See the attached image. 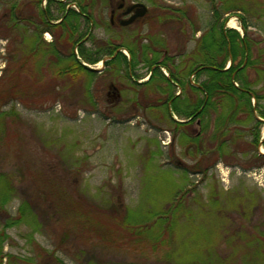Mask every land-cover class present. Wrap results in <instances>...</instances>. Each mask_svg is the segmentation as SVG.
<instances>
[{"label":"rangeland","instance_id":"374dc122","mask_svg":"<svg viewBox=\"0 0 264 264\" xmlns=\"http://www.w3.org/2000/svg\"><path fill=\"white\" fill-rule=\"evenodd\" d=\"M138 1L147 3L154 13L166 11L162 20L175 19V15L181 17L183 22L177 23L184 26L181 43L175 39L173 30L177 24L172 21L168 22L164 32L161 25L154 23L152 34H165L166 40L176 48L184 42L185 51L195 47V40L202 32L193 30L206 28L213 14L214 0ZM215 1L220 8L223 6L222 0ZM15 2L21 5L25 0H0V22L2 15ZM243 4L252 13L235 10L225 14V27L233 29L230 24L239 26L241 19L238 16H244L249 24H253L249 26L250 36L264 51V0H244ZM159 5L156 9L155 6ZM51 9L54 19L59 18L61 13L57 11L56 3ZM182 11L185 16L181 15ZM33 12L27 8L23 15L26 19H34ZM23 28L19 33H8L7 36L4 28L0 29V76L4 84L13 78L14 65L20 66L18 60L22 50L26 52L28 49L27 43L23 42V38L28 40L25 38L28 34ZM82 28L88 30L86 24ZM146 30L144 26L142 32L146 33ZM94 31L93 34L101 37L108 33L97 28ZM44 41L51 42L52 39L50 36L46 39L44 35ZM168 44L171 49V43ZM48 48L46 45L39 48L40 51L48 50L44 58L43 53L39 56L46 67L37 65L31 70L32 65L29 68L34 75L42 73L40 80H36L38 87L27 83L31 82V75H23L25 79L22 72L15 85L25 94L0 101V113L7 112L0 126V188L5 182L10 187L0 213L5 215L2 216L5 219L0 216V230L6 220L22 218L7 228L9 238L5 240L2 252L16 259L13 264H209L208 260L202 261L203 254L208 252L207 247L214 245L220 252L229 249L226 237L231 231L230 225L220 223L221 216L217 215L211 197L219 194L221 206H227L228 199L235 193L256 191L264 197V173L258 180L251 175L258 167L253 151L250 150L249 154L235 151L231 162L228 155H220L214 150L205 161L209 167L206 176L192 171L201 154L194 151L192 145L188 147L185 141L181 142V135L173 130V124L159 120L157 112L151 108L106 102L109 82L105 80L109 77L118 86H123L125 97H133L134 91L131 93L126 89L131 86L126 75L118 80L114 75L103 79L101 74H94L89 87L85 75L58 80L54 74L58 63ZM185 55L189 53H184L183 58ZM253 56H256V49ZM98 63L103 67L101 61ZM140 69L137 70L143 77L146 69ZM145 94L148 100L156 97L153 93ZM12 110L15 114L10 113ZM216 114H211L210 121L206 119L205 122L209 123L204 125L199 139L200 147L205 151L214 147L215 140L210 137L214 132L211 119L213 121ZM237 129L245 136L242 145L247 150L251 141L248 136L250 128L240 126ZM197 131L199 127L194 124L190 133L195 135ZM219 163L224 165L219 168ZM51 172L62 179L61 187L54 185L50 190L48 183H54L50 179ZM71 196L81 197L88 205L96 206L104 218L113 220V225L117 215L138 214L144 223L143 218L151 215V211L168 209L179 197H184L185 201L177 212L171 234L168 232L167 235L166 229L163 231L162 244L156 250L152 244L116 240L105 232L96 234L89 229V222H86L87 229L73 225L67 216L71 211L65 202ZM23 206L26 209L20 217ZM259 215L254 210L252 219ZM8 259L4 255L3 263H8Z\"/></svg>","mask_w":264,"mask_h":264},{"label":"trees","instance_id":"16d2710c","mask_svg":"<svg viewBox=\"0 0 264 264\" xmlns=\"http://www.w3.org/2000/svg\"><path fill=\"white\" fill-rule=\"evenodd\" d=\"M25 1L27 2V7L23 4L20 5L18 2L12 4L8 11L2 15V21L0 22V29L4 28V32L6 33L5 36H7L8 33H19L20 29L23 28L24 22L26 24V27L23 28L24 33L26 35L28 34V37H25L28 39L27 41L23 38V42L25 44L27 43L28 49H26V52L22 50L23 53L18 60V63L21 61L20 66H22L20 67L17 63L14 65L16 68L13 70V78L9 79L5 84L0 76V85H3V88L0 86L2 89V93L0 92V101H6L8 97L17 98L19 94H25L24 91L22 93L21 90H18L19 88L15 85V83L19 82L22 72V77H24L23 75H31V82L27 83L37 86L36 80H40L42 73L34 75L29 71V68H31L32 65L31 70H34L37 65L39 68L40 66L46 67L43 58L45 54L48 53V50L44 49L40 51L39 49L44 45L50 47L48 48L50 53L56 57V62L58 64L54 69V74L58 80H65L70 77L74 79L85 75L88 80L86 85L89 87L96 71L85 65L84 62L97 63L101 58L91 55V53H85L84 49L79 52L81 59L76 56L77 54H72L69 58H63L60 52V50L65 49L68 45L72 46L73 50L78 41L82 38L84 33L80 29L81 22L79 14L71 9L62 21L52 24L50 27L58 29L60 37L57 38L56 43L45 42L41 37V32L45 28H49V26H47L48 21L46 20L45 14L49 16L53 15L51 11L53 0H48V6L45 9L41 7L43 0ZM243 1L244 0H222L223 6L220 8L214 0L212 6L213 14L210 23L204 29H195V31H202L196 49L192 51L189 56L187 55L185 57L187 61L186 70L184 69L178 72V75L182 72L186 75L198 72L197 74L200 76L203 86L202 89L199 90L202 95H204V93L208 95L206 101L203 97L200 100V105L205 103V107L201 113L202 117H204V112L209 107L219 104L224 107L225 104L232 102V107H240L243 104V110L247 109L249 118L252 117V99L255 98L257 102L264 100V87H260L261 83L264 82V51L258 47L257 42L249 34V26L253 24H249L248 20L240 15L238 17L241 19L244 29L243 35L235 29L225 27V14H229L235 10L244 11L249 14L252 13V10L250 11L249 8L243 4ZM27 8L29 10H34V19H26L23 17V11L27 10ZM59 10H63L62 5H60ZM181 15L185 16V13L182 11ZM175 17L177 16L175 15ZM27 23L29 24L28 28ZM29 34H31L30 39ZM135 48L137 50L136 46H133L131 50L134 52ZM255 49L256 56H253ZM16 50L18 51L17 48ZM42 53L44 54L43 58H39ZM229 61H231V65L226 68ZM107 63L113 65L115 61L111 60ZM165 81L166 77L164 74H155L152 78V82L149 83V85H151L150 90L154 93L157 91L156 87L160 92L169 93L168 96L164 98L157 97L156 101L161 102L165 98L167 100H172L173 98L174 93L170 92L168 87L165 88V86H162V83ZM235 83H238V86H236ZM50 86L49 84V87ZM242 100L243 102L240 103L239 101ZM190 102L191 101L188 99L181 100L177 98L172 101L170 108H172L173 112L180 118H189L193 115L192 111H187V109H191V107H189ZM143 107L145 109L151 108L154 112L156 111L159 120L162 122L166 120V122L173 124L177 131L186 128L192 123V120L180 122L171 118L167 101ZM5 113L7 112L4 111L0 113V126L2 125L1 119H3ZM10 113L15 114L14 110L10 111ZM221 118L226 121L223 114H221ZM2 130L5 131L3 126ZM2 134H4V132ZM225 135L224 127L219 128L217 136H221V140H223ZM187 139L188 141L196 140L195 138L189 137H187ZM201 152V158L194 164L192 171L203 173L206 176L209 167L205 164V161L210 157L209 150L205 151L203 147H201ZM55 175L54 172H51L50 179L54 180V183H48L51 187L50 190L54 188V185L61 187L62 182L60 180L62 179ZM2 185L3 186L0 188V213L5 206L8 192L10 191V187L6 185V182ZM65 197H63V199H65ZM219 198V194L217 193L211 197L212 201L215 203L217 215L219 217L221 216L220 223L227 227L230 225L229 228L231 231L229 230L230 232L227 233L226 237V247L228 246L229 249H223L220 252L214 245H211L207 247L208 252L203 254L202 261L208 260L210 262L209 264H264V197L260 196L256 191H249L244 194L235 193V196H231L228 199L230 203H228L227 206H221ZM184 199V197L175 199L168 209L151 211V215L143 218V220L145 219L144 223L141 222L142 220H139V218L141 219L142 217L138 214L130 215L128 213V215L125 214L123 216L116 214L118 217L114 218V225L110 217L104 218L105 216L102 215V211L98 210L96 206L88 205L82 201L81 197L74 198L71 196L69 199L66 198L65 202L68 203L67 207L69 211H71V214L69 215L68 213L67 216L70 220L72 219L71 223H73V225H78V227L79 225L84 226V228L87 229L89 226L86 222H89V229L95 231L96 234L105 232L116 237V240L119 239L122 241L127 239V241L137 242L139 245L144 243H148L149 245L152 244L153 249L157 250L158 246L162 244L161 239L163 237V231L166 229L167 235L168 232L171 234L176 225L177 212L184 206ZM24 209H26V206L21 207L20 217H23ZM254 210L258 211L260 214L255 220L252 219ZM213 211L215 212V210ZM235 214L239 216L236 217L234 216ZM0 216L2 217L5 215L2 214ZM21 219L22 218L18 216V218H10L9 221L6 220L3 223V229L0 230V264H13L16 261L10 254H4L2 252V247L5 240L9 238L6 233L7 228L17 224ZM91 230L89 231L91 232ZM46 252L50 255L47 250ZM4 255L9 258L8 263H3ZM31 261H33V259H31ZM129 264L138 263L134 262Z\"/></svg>","mask_w":264,"mask_h":264},{"label":"flooded vegetation","instance_id":"af4514ba","mask_svg":"<svg viewBox=\"0 0 264 264\" xmlns=\"http://www.w3.org/2000/svg\"><path fill=\"white\" fill-rule=\"evenodd\" d=\"M25 2L23 5H25ZM53 3L57 4V11L60 12L61 15L59 18L54 19V15L49 16L48 14H45L46 20L48 21L47 26H49V28H45L41 32L42 39L44 40V35L46 39L50 36V39H52L51 43H56L57 38L60 37L58 29L51 28L50 26L62 21L68 12L73 9L79 14L81 22L80 29L84 34L73 50L70 45L66 46L63 50H60V52L64 53L63 57L69 58L72 54H77L76 56L80 59L79 52L83 49L85 53H91V55L100 57V60L106 57H111L105 61L103 67L98 66L97 64L99 63H93L95 66L92 65L90 68L95 70L96 74H101L103 79L106 76L114 75L115 78H118L119 80V77L126 75L128 81L131 82V86H128L126 89L131 93L134 91V95L133 97L131 96L128 98L122 94V91H125L121 88L123 87L122 85L121 87L120 85L118 86L111 77L106 79L105 82H109V91L107 92L108 98L105 99L106 102L112 103V105L124 104V106H132L136 108L138 106H151L166 101L168 106H171L174 99H188L191 101L189 103L191 109L189 108L187 111L193 112V115L189 118H180L169 107L171 118L180 122L192 120V123L185 129L183 128L180 131H177L173 128L176 133H180L181 142L185 141L184 143H187L188 147L192 145V147L195 148L193 150L198 151L201 154L199 139L203 133L204 125H208L211 114L215 112V114L217 113L215 119H213V121L211 119L214 132L210 136L213 137L212 140H215V142L214 147L209 151V155L215 150L219 152L220 155H228L230 161L233 162L235 151L239 153L241 150V153L249 154L251 150L255 155L253 158L258 160V163H256L258 167L254 168L255 175L257 178L262 176V173H264V100L259 102L252 100V117L249 118L247 115V109L243 110V104L240 107H232V102L225 104L224 107L221 104L213 107L211 106L205 110L204 117H202L201 113L205 107V103L200 105V100L203 97L206 101L208 95L206 93L202 95L199 90L202 89L203 86L201 84L202 81L200 76L197 74L198 72L187 75L182 72L178 75V72L184 70V67L187 65L186 58H183L184 53L190 54L196 49L201 34L196 38L195 47L190 51H185L184 42L182 46L179 44V46H177L178 48H176V45L166 40L165 34L161 33L160 36L152 34L154 23L161 25V31L164 32L163 29L168 26V22L172 21L173 24H177L182 21L181 17L179 18V15H177L175 19L164 18L165 20H162L166 11L163 13H154L147 3L138 0H53ZM138 3H144L148 8L143 16L137 15L141 8L134 5ZM60 5L63 6L62 11L59 10ZM152 5L157 4L156 2H153ZM47 6L48 0H43L41 7L45 9ZM160 6L161 5L155 7L156 9H159ZM134 16L136 17L131 23H124ZM23 17L25 18L24 15ZM83 24L88 26V30H82ZM144 26L147 27L146 33L142 32ZM95 28L105 31L106 33L108 32L107 36L101 37L93 34ZM173 31L176 33L174 34L176 41L181 43V36L185 34L184 26L182 24H177L176 30ZM193 32L198 33L200 31H195L194 29ZM168 43H171V49L170 44ZM133 46L137 47V50L135 48L134 52L131 50ZM111 60H114L115 64L110 65L107 63ZM230 65L231 62L229 61L226 68ZM140 67L146 69L143 77H140L138 71ZM155 74L165 75L166 81L162 83V86H165V88L168 87L170 92L174 93L172 100H167L165 98L161 102L156 101L157 97L164 98L165 96H168L169 93L160 92L157 87L155 93L150 90L151 85H149V83L152 82V78ZM235 84L238 86V83ZM260 87H264V82L261 83ZM148 92L156 95L154 98L155 101L153 98L148 100L147 95L145 94ZM239 102L242 103L243 100ZM136 111H138V109ZM221 114L224 115L226 121L221 118ZM124 117L125 119L129 118L126 116ZM207 118L209 121L205 122ZM252 121L254 123L251 124ZM194 124L195 127H199V131H197L195 135L190 133ZM240 126L250 128L248 130V136L251 141L249 142L250 147H248L247 150L243 148L242 145V140L245 136L243 137V134L237 129ZM221 127H224L226 134L223 140H221V136H217L219 128ZM187 137L195 138L196 140L188 141ZM164 143L166 145L169 144V142L166 141H164ZM222 164L223 163L217 164V167L220 168ZM220 171L223 174L222 168Z\"/></svg>","mask_w":264,"mask_h":264},{"label":"water","instance_id":"95a60500","mask_svg":"<svg viewBox=\"0 0 264 264\" xmlns=\"http://www.w3.org/2000/svg\"><path fill=\"white\" fill-rule=\"evenodd\" d=\"M134 6H137V7H140L141 9L139 10V13L137 14L138 16H143L148 8L147 6L144 4V3H138V4H135ZM136 16L132 17L130 20L124 22L125 24L127 23H131L133 21V19H135ZM111 57H106L104 59H102V63L104 64L106 60L110 59Z\"/></svg>","mask_w":264,"mask_h":264},{"label":"bare ground","instance_id":"6f19581e","mask_svg":"<svg viewBox=\"0 0 264 264\" xmlns=\"http://www.w3.org/2000/svg\"><path fill=\"white\" fill-rule=\"evenodd\" d=\"M231 22H232V21H231ZM231 22H230V23H231ZM230 25H231L232 27H235L234 24H230Z\"/></svg>","mask_w":264,"mask_h":264}]
</instances>
